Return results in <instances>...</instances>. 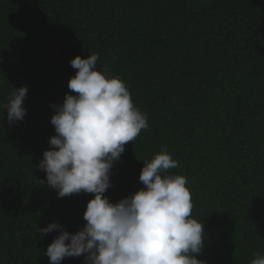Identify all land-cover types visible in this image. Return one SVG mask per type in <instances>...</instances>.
Segmentation results:
<instances>
[{
    "label": "trees",
    "instance_id": "1",
    "mask_svg": "<svg viewBox=\"0 0 264 264\" xmlns=\"http://www.w3.org/2000/svg\"><path fill=\"white\" fill-rule=\"evenodd\" d=\"M119 77L148 128L114 163L110 202L144 186V162L161 149L187 178L204 264H250L264 253V0H0V112L26 86L23 121L0 120V264H49L59 230L86 223L92 194L57 198L37 170L50 118L75 69ZM2 118V117H0ZM61 264H85L84 256Z\"/></svg>",
    "mask_w": 264,
    "mask_h": 264
},
{
    "label": "clouds",
    "instance_id": "2",
    "mask_svg": "<svg viewBox=\"0 0 264 264\" xmlns=\"http://www.w3.org/2000/svg\"><path fill=\"white\" fill-rule=\"evenodd\" d=\"M98 59L93 53L69 62L76 71L67 88L75 95L66 93L54 106L55 135L36 166L45 173L41 184L57 198L80 193L93 198L83 212L86 223L74 234L56 223L39 229L43 236L60 232L44 255L49 264L81 256L85 264H204L196 258L204 247V225L192 218L187 178L167 174L178 162L166 148L144 162L138 177L142 189L115 203L105 196L125 144L149 125L126 84L96 69ZM27 92L26 86L13 89L0 120L6 110L8 124L23 121ZM250 264H264V253H254Z\"/></svg>",
    "mask_w": 264,
    "mask_h": 264
}]
</instances>
